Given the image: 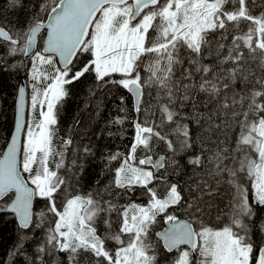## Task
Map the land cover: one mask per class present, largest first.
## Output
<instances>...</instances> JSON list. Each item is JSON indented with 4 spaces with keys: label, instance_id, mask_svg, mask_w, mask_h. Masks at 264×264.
<instances>
[{
    "label": "snow or ice",
    "instance_id": "1",
    "mask_svg": "<svg viewBox=\"0 0 264 264\" xmlns=\"http://www.w3.org/2000/svg\"><path fill=\"white\" fill-rule=\"evenodd\" d=\"M7 4L26 17L0 23V48L30 61L31 119L18 87L0 156V213L17 232L3 264H160L161 221L173 264H264V0ZM89 81L90 97L126 91L134 134L105 156L111 180L82 193L94 152L59 136L58 116L70 86Z\"/></svg>",
    "mask_w": 264,
    "mask_h": 264
},
{
    "label": "trees",
    "instance_id": "2",
    "mask_svg": "<svg viewBox=\"0 0 264 264\" xmlns=\"http://www.w3.org/2000/svg\"><path fill=\"white\" fill-rule=\"evenodd\" d=\"M25 18L23 11L12 10L8 7L7 0H0V23L11 26V24L18 21L22 23ZM0 56L11 64H21L16 71L8 70L6 65L0 66L1 156L13 130L17 88L23 82L26 84L29 94L28 121L30 122L31 80L26 68L23 66L30 63L28 58L22 56L11 58L6 55L3 48H0ZM81 59L83 60L84 58L81 57ZM90 84L91 81L87 85L77 82L70 86L69 97L65 99L58 116L59 136L67 138L70 134L75 145H88L94 152V155L87 157L85 171L80 183L76 185L77 190L82 193L95 191L97 187H102L111 180L112 172L109 168H105L104 158L117 150L126 153L134 134L131 119L134 118L135 113L132 111V99L126 91L120 90L117 93L113 89L110 94L105 95L104 90H100L97 92V96L90 97L87 90ZM120 96L125 97L124 105L128 109L127 115L129 117V121L122 127L112 123L115 117L124 115V113L119 111L122 106L119 99ZM192 127L195 128V125H192ZM117 166L118 162H113L111 168ZM97 181H99V185H97ZM133 199L137 203H141L144 200L139 195L133 197ZM44 206L45 202L37 199L34 208L39 211ZM161 225H157L153 229L152 244L157 248L160 264H173L178 252L168 253L163 249L161 241L155 235L156 232L163 229L165 225L163 221H161ZM16 235V224L13 217L8 213H0V264H3V258L11 248ZM31 239L30 237V241ZM26 247L31 252L34 249V244L29 242ZM19 264H22V260Z\"/></svg>",
    "mask_w": 264,
    "mask_h": 264
},
{
    "label": "water",
    "instance_id": "3",
    "mask_svg": "<svg viewBox=\"0 0 264 264\" xmlns=\"http://www.w3.org/2000/svg\"><path fill=\"white\" fill-rule=\"evenodd\" d=\"M26 58H27V57H26ZM57 59H58V58H57ZM21 86L26 87V95H25V102H26V103H25V119H26V121H28V105H29L28 89H27V86H26V84H25L24 82L21 83L20 87H21ZM16 119H17V99H16L15 120H14L13 130H12L11 136H10V138H9V141H8V143H7L6 147H5V149H4L3 153H2V155H3L5 152H7L8 147H9V145H10V143H11V137H12V135H14V128H15ZM21 144H23V137H21ZM2 155H1V156H2ZM20 158H22V153H21L20 155H18V159H20ZM164 227H167V225L165 224ZM164 227H163V228H164ZM160 231H163V229L159 230L158 232H160ZM157 237H158V236H157ZM158 238H159V237H158ZM161 242H162V241H161ZM182 247H186V246H182ZM174 251H175V250H174Z\"/></svg>",
    "mask_w": 264,
    "mask_h": 264
},
{
    "label": "flooded vegetation",
    "instance_id": "4",
    "mask_svg": "<svg viewBox=\"0 0 264 264\" xmlns=\"http://www.w3.org/2000/svg\"><path fill=\"white\" fill-rule=\"evenodd\" d=\"M161 244H162V242H161ZM163 245V244H162ZM174 253H176V251H174Z\"/></svg>",
    "mask_w": 264,
    "mask_h": 264
},
{
    "label": "rangeland",
    "instance_id": "5",
    "mask_svg": "<svg viewBox=\"0 0 264 264\" xmlns=\"http://www.w3.org/2000/svg\"><path fill=\"white\" fill-rule=\"evenodd\" d=\"M178 255H179V253H178ZM177 257H178V256H177ZM177 257H176V258H177Z\"/></svg>",
    "mask_w": 264,
    "mask_h": 264
},
{
    "label": "bare ground",
    "instance_id": "6",
    "mask_svg": "<svg viewBox=\"0 0 264 264\" xmlns=\"http://www.w3.org/2000/svg\"><path fill=\"white\" fill-rule=\"evenodd\" d=\"M28 97H29V94H28Z\"/></svg>",
    "mask_w": 264,
    "mask_h": 264
}]
</instances>
